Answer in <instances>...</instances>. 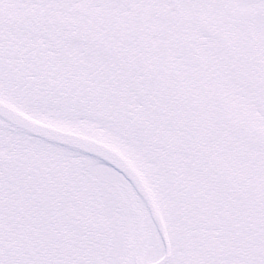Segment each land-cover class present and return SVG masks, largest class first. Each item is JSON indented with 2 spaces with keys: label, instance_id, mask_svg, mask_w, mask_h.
Here are the masks:
<instances>
[{
  "label": "snow or ice",
  "instance_id": "snow-or-ice-1",
  "mask_svg": "<svg viewBox=\"0 0 264 264\" xmlns=\"http://www.w3.org/2000/svg\"><path fill=\"white\" fill-rule=\"evenodd\" d=\"M0 264H264V0H0Z\"/></svg>",
  "mask_w": 264,
  "mask_h": 264
}]
</instances>
